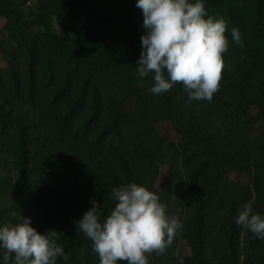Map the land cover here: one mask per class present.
I'll return each instance as SVG.
<instances>
[{"label":"trees","instance_id":"1","mask_svg":"<svg viewBox=\"0 0 264 264\" xmlns=\"http://www.w3.org/2000/svg\"><path fill=\"white\" fill-rule=\"evenodd\" d=\"M136 4L0 0V227L30 218L57 231L56 264H99L77 222L93 198L103 222L136 182L181 225L149 264H264V239L235 223L245 203L264 217V0H205L229 40L210 102L138 77Z\"/></svg>","mask_w":264,"mask_h":264},{"label":"clouds","instance_id":"2","mask_svg":"<svg viewBox=\"0 0 264 264\" xmlns=\"http://www.w3.org/2000/svg\"><path fill=\"white\" fill-rule=\"evenodd\" d=\"M136 6L145 29L138 77L152 75L154 95L180 84L190 100L210 102L219 90L229 50L226 21L208 15L205 0H137ZM231 37L243 46L238 28L231 29ZM109 198L114 207L103 222L100 202L94 198L77 222L92 241L99 264H149L154 252L162 255L171 246L181 225L169 217L155 192L130 182L113 188ZM235 223L264 239V217L253 213L251 203L238 209ZM57 239L56 230L41 234L23 217L20 223L0 227V255L4 264H56L64 255Z\"/></svg>","mask_w":264,"mask_h":264},{"label":"rangeland","instance_id":"3","mask_svg":"<svg viewBox=\"0 0 264 264\" xmlns=\"http://www.w3.org/2000/svg\"><path fill=\"white\" fill-rule=\"evenodd\" d=\"M6 64L5 58L0 53V67Z\"/></svg>","mask_w":264,"mask_h":264}]
</instances>
